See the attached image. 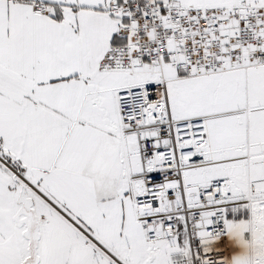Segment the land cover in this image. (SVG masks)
Segmentation results:
<instances>
[{
    "label": "snow or ice",
    "instance_id": "snow-or-ice-1",
    "mask_svg": "<svg viewBox=\"0 0 264 264\" xmlns=\"http://www.w3.org/2000/svg\"><path fill=\"white\" fill-rule=\"evenodd\" d=\"M0 264H264V0H0Z\"/></svg>",
    "mask_w": 264,
    "mask_h": 264
}]
</instances>
